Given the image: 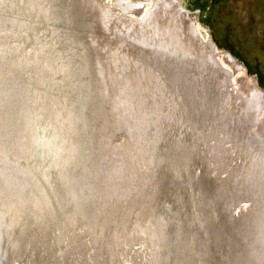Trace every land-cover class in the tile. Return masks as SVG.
<instances>
[{"label": "bare ground", "instance_id": "obj_1", "mask_svg": "<svg viewBox=\"0 0 264 264\" xmlns=\"http://www.w3.org/2000/svg\"><path fill=\"white\" fill-rule=\"evenodd\" d=\"M138 1L0 0V264H226V245L228 264H264L262 101L242 104L172 4ZM178 157L184 208L178 181L145 186ZM174 209L189 213L176 252L158 247Z\"/></svg>", "mask_w": 264, "mask_h": 264}, {"label": "rangeland", "instance_id": "obj_2", "mask_svg": "<svg viewBox=\"0 0 264 264\" xmlns=\"http://www.w3.org/2000/svg\"><path fill=\"white\" fill-rule=\"evenodd\" d=\"M137 1L133 5H141ZM164 1L172 4L203 43L210 44L219 65L229 72L228 79L242 104L250 105L258 97L263 102L259 103L256 127L264 131V0ZM34 93L44 99L47 90ZM19 98L14 97L15 108Z\"/></svg>", "mask_w": 264, "mask_h": 264}, {"label": "water", "instance_id": "obj_3", "mask_svg": "<svg viewBox=\"0 0 264 264\" xmlns=\"http://www.w3.org/2000/svg\"><path fill=\"white\" fill-rule=\"evenodd\" d=\"M157 153V152H156ZM181 157H182V155H181ZM167 159V158H166ZM166 159H164V161L162 162V164H161V162L159 161V164L158 165H156L157 166V168H156V170H155V168H153L154 166H152V168H151V173L149 174V178L147 179V182H146V185L145 186H152V190H150V193H151V196H154V199H156V198H158V197H161L162 195H161V193L164 191V190H169V188H168V185H166L167 183H165L166 181H168V179H173L172 181H178L176 184H177V187H176V189H178V186L180 185L182 188L181 189H178V191L180 190L181 192V194L179 193V199H178V202L177 203H180V206H183V208L186 206H189V205H191V197H192V189L193 188H191L192 187V185L189 187L188 185H189V182H190V184L192 183L191 181H192V178H191V172L189 171V169L187 170V173H186V175H185V173H184V171L182 170V174H181V176H179V175H177V173H176V170H180L181 171V169H179V165L180 164H182L184 161H185V159H183V158H180V157H178V163H175L173 160H166ZM170 165L174 168H171L170 167ZM140 166H142L141 167V170L142 171H144V164H142V165H140ZM183 168V167H182ZM206 174H207V177H208V179L209 180H211V177H210V173H207L206 172ZM202 176V175H201ZM156 178H157V184H154L155 183V180H156ZM203 178V179H202ZM202 178H198L197 179V182L198 181H201V183L199 182V185H201L202 183H204V179H205V177L203 176ZM196 180V179H195ZM152 181V182H151ZM150 182L151 183H153L152 185L150 184ZM209 182H211V181H209ZM175 185V184H174ZM174 185L172 186L171 184H170V189L171 190H173V188L172 187H174ZM145 188V187H144ZM145 192V190L144 189H142V192ZM173 193H175V192H173ZM176 194V193H175ZM177 195V194H176ZM172 197H174V194H173V196ZM67 199V198H66ZM70 199H71V201L72 202H75V200L76 201H78L79 203H80V200H79V198L77 197V196H75V195H72V196H70ZM75 199V200H74ZM144 199H148V196L146 195V194H143L142 195V197H141V200H144ZM173 200V198H171V200H170V202H171V204H172V206L174 207V203H172V202H174V201H172ZM129 202H130V199L129 198H127L126 200H125V202H124V209H122V207L120 208V209H118V208H116L115 210H113V212H127V209H125L126 207H129V211H130V209L132 208V207H130L128 204H129ZM77 203V202H76ZM38 204V203H37ZM44 207H45V209H47L48 207H49V204L48 203H44ZM122 210H124V211H122ZM111 211V210H110ZM102 212H108V209H103L102 210ZM130 212H132V211H130ZM173 212H175V214L173 213ZM44 213H48V212H44ZM51 213V212H50ZM187 214H189L187 211H186V214L184 213V211H179V212H177L175 209L172 211V213H170L169 212V215L167 216V215H165L166 216V219H165V222H164V225H163V230H162V233H160V235H161V237L163 238L162 239V241L159 243V246L158 247H160L161 245H165V244H167V241H168V239L170 238V240H171V242H170V248H173L174 250H175V252H176V241L177 240H184V233H185V230H186V227H184L185 225H186V223H187V217H186V215ZM40 216V215H39ZM137 216L134 214L133 215V220L136 218ZM131 218V219H132ZM132 220V221H133ZM211 223H213V224H217L214 220H212V222ZM216 227L214 226V227H212L211 229H215ZM181 230H183V232H181ZM239 230L237 229V231H236V233H237V236L240 234L239 232H238ZM27 232V231H26ZM25 232V233H26ZM221 233H223L222 231H221ZM26 235V234H25ZM91 235V234H90ZM134 239H133V241L132 240H130L131 241V243L132 244H134L135 242H137L138 240L137 239H144V241L146 240V237H144V236H142V235H139V234H135L134 235V237H133ZM172 238H173V240H172ZM160 238H158V240H159ZM20 240H22V242H23V239L21 238ZM137 240V241H136ZM129 241V242H130ZM214 243H216V242H214ZM214 243H212V247L214 246ZM229 243H231V245H232V239H230V241H229ZM92 245V244H91ZM134 246V245H133ZM215 246L217 247H220L221 248V245H219V244H215ZM30 249H32V248H30ZM138 249L139 248H135V250H134V248H133V252L134 251H138ZM228 250H230V246L229 245H226L225 246V248L223 249V251H222V254L220 255V256H216L217 258H216V260H219V259H225V258H227L228 259V262H229V260H230V256H231V252L228 254L227 253V251ZM212 251V250H211ZM160 254V253H159ZM180 254H181V256H182V252H180ZM208 254H210V256L212 255V256H214L215 257V255L216 254H214V253H212V252H209L208 251V253H206V254H201V256H203L202 258V261H203V263H205L204 262V259L208 256ZM218 254V253H217ZM33 255H35L34 253H33ZM57 255H58V264H64V262H63V260H64V258H63V255L61 254V252H60V255H59V253H57ZM209 256V257H210ZM35 257V256H34ZM33 259V257L32 256H30L29 258H27L26 259V257H23V255H22V258H20V260L18 261V264H30V261ZM233 259H235V261H236V259H237V256L235 255V253H234V258ZM228 262L226 263V264H228ZM169 264H172V261L169 263Z\"/></svg>", "mask_w": 264, "mask_h": 264}]
</instances>
